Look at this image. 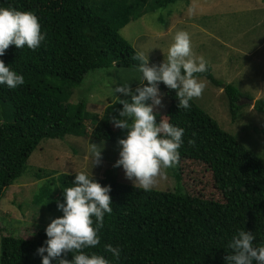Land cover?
<instances>
[{
  "label": "trees",
  "instance_id": "obj_1",
  "mask_svg": "<svg viewBox=\"0 0 264 264\" xmlns=\"http://www.w3.org/2000/svg\"><path fill=\"white\" fill-rule=\"evenodd\" d=\"M176 1L0 0V6L33 12L45 34L39 48L10 45L0 57L24 77V84L15 89L0 85V199L27 170L28 159L42 140L86 137L87 120L97 124L95 139L115 142L124 135L110 121L122 107L117 101L110 102L100 117L87 110L83 99L72 108L70 97L91 71L113 65L137 67L139 62L132 57L140 53L121 34L122 28ZM206 65V72L194 75L220 85ZM158 87L163 107L156 109L157 122L164 116L184 129L179 158L169 168L176 187L144 191L114 176H93L102 186L110 185L112 212L105 214L98 245L84 251L103 255L110 264H225L227 243L237 229L253 232L254 243L264 241V159L195 101L189 102L188 110L178 109L174 90L163 83ZM224 90L236 118L243 94L232 83ZM254 109L264 113V98L255 101ZM73 175L60 174L53 182L56 192L42 189L34 202L46 195L51 205L62 200V189L71 186ZM205 175L218 196L204 192ZM45 227L30 239L1 236L0 264H41L36 249L46 239ZM105 244L120 247L118 260L104 251ZM66 258L70 260L71 253Z\"/></svg>",
  "mask_w": 264,
  "mask_h": 264
},
{
  "label": "rangeland",
  "instance_id": "obj_2",
  "mask_svg": "<svg viewBox=\"0 0 264 264\" xmlns=\"http://www.w3.org/2000/svg\"><path fill=\"white\" fill-rule=\"evenodd\" d=\"M178 30L189 34L194 55L205 59L221 83L215 85L206 77H196L204 82L205 87L201 95L192 100L224 130L264 159V113L254 109L255 103L251 105L243 100L239 103L242 107L236 118H233L224 90L225 84L232 83L243 94L242 98H249L248 95L255 101L264 98V0H177L166 8L151 10L132 19L122 28L121 34L139 53L148 57L151 65L166 59L168 47ZM139 78L137 67L113 65L91 71L74 90L69 103L74 108L83 99L89 112L102 117L107 105L117 101L115 95L125 98L119 93L113 94L115 84L128 82L132 87L137 85ZM87 124L89 134L86 137L66 135L40 142L28 159L27 170L0 199V239L3 235L34 238L40 226L62 215L56 204L51 205L46 200L48 195L39 203L34 202L42 189L56 192L53 182L60 174L91 171L92 176H114L132 185L121 167H113L120 146L116 141L93 138L92 132L97 124L90 120ZM93 144L102 147L99 163L94 165L91 157ZM168 169L163 170V176L156 178L152 189H175L176 180ZM203 178L207 182L204 192L218 196L210 178L207 175Z\"/></svg>",
  "mask_w": 264,
  "mask_h": 264
},
{
  "label": "clouds",
  "instance_id": "obj_3",
  "mask_svg": "<svg viewBox=\"0 0 264 264\" xmlns=\"http://www.w3.org/2000/svg\"><path fill=\"white\" fill-rule=\"evenodd\" d=\"M43 41L45 34L33 12L0 6V57L10 45L35 50ZM132 58L139 62L137 86L132 88L125 82L115 84L112 89L114 95L125 97L115 95L122 107L110 118L113 127L124 132L116 141L120 147L113 167H121L135 189L150 191L156 178L164 175L163 170L177 162L184 134L182 127L171 124L164 116L157 122L156 109L163 107L158 85L163 83L167 89L174 90L177 108L188 110L189 102L199 97L205 87L194 74L206 72L207 65L203 57L194 55L189 34L184 30L175 32L167 57L159 64L150 65L143 53ZM23 84V75L0 59V85L15 89ZM101 149L92 145V165L99 163ZM109 193L110 185L102 186L91 171L75 172L71 186L62 189L63 199L56 201L62 215L46 225V239L36 249L41 264H110L105 256L84 251L100 241L98 232L105 214L112 212ZM255 239L253 232L237 229L227 243L230 251L223 257L225 264H264V241L254 243ZM104 251L115 260L120 258L119 246L105 244ZM69 253L70 260L66 258Z\"/></svg>",
  "mask_w": 264,
  "mask_h": 264
},
{
  "label": "water",
  "instance_id": "obj_4",
  "mask_svg": "<svg viewBox=\"0 0 264 264\" xmlns=\"http://www.w3.org/2000/svg\"><path fill=\"white\" fill-rule=\"evenodd\" d=\"M243 100H247L248 103L251 104V105H254V103H255V100L249 99V98H246V99L245 98H241L239 103L243 102Z\"/></svg>",
  "mask_w": 264,
  "mask_h": 264
}]
</instances>
